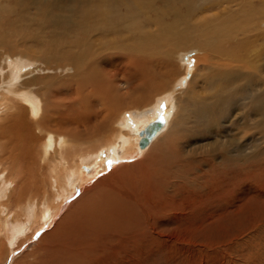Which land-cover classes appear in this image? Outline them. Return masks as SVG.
<instances>
[{
  "label": "bare ground",
  "instance_id": "obj_1",
  "mask_svg": "<svg viewBox=\"0 0 264 264\" xmlns=\"http://www.w3.org/2000/svg\"><path fill=\"white\" fill-rule=\"evenodd\" d=\"M203 5L0 6V47L10 50L0 55V264L31 238L35 246L14 264H95L108 249L124 250L156 230L172 210L178 179L196 170L200 179L212 175L203 169L215 166L211 150L205 144L186 150L171 127L180 107L202 93L189 87L198 55L188 48L165 55L181 63L167 83L161 79L172 66L157 68L151 60L163 42L207 52L203 67L212 70L201 85L211 102L204 113H222L236 81L249 83L245 0ZM157 117L163 124L140 147V132ZM223 172L237 189V173ZM170 238L164 242L173 248Z\"/></svg>",
  "mask_w": 264,
  "mask_h": 264
},
{
  "label": "rangeland",
  "instance_id": "obj_2",
  "mask_svg": "<svg viewBox=\"0 0 264 264\" xmlns=\"http://www.w3.org/2000/svg\"><path fill=\"white\" fill-rule=\"evenodd\" d=\"M197 1L203 8L206 0ZM6 3L0 0V6ZM245 17L249 83L242 80L239 85L236 81L232 87L236 90L222 101V113H204L211 102L210 92L201 85L212 70L203 67L207 52L196 50L197 46L183 43L175 47L166 42L160 52H152V65L172 66L165 71L162 83L178 74L181 64L174 55H165L187 48L188 53L198 55L189 87L202 93L195 99L193 95V100L174 115L173 111L171 127L186 141V150L205 144L215 166L212 170L203 167L212 175L202 179L198 170L188 180L178 179L170 197L172 210L157 222L156 230L127 242L124 250L117 246L108 249L95 264H264V0H245ZM166 27L159 24L158 32L165 34ZM1 53L9 54L10 50L0 47ZM237 74L242 77L241 71ZM194 103L203 107L202 113ZM223 170L237 173V189L230 184L231 174L224 178ZM203 184L205 187L200 188ZM167 238L176 242L173 248L164 242ZM28 241L2 264L21 262L20 257L35 246L36 240Z\"/></svg>",
  "mask_w": 264,
  "mask_h": 264
},
{
  "label": "water",
  "instance_id": "obj_3",
  "mask_svg": "<svg viewBox=\"0 0 264 264\" xmlns=\"http://www.w3.org/2000/svg\"><path fill=\"white\" fill-rule=\"evenodd\" d=\"M163 124V119L157 117L156 119L150 121L146 127L140 132L141 139L139 141V146L144 147L149 142L153 134L160 128Z\"/></svg>",
  "mask_w": 264,
  "mask_h": 264
}]
</instances>
